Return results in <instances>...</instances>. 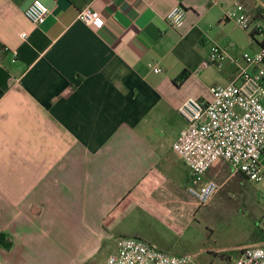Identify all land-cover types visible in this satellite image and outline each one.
Segmentation results:
<instances>
[{"label":"crops","instance_id":"0c3cea01","mask_svg":"<svg viewBox=\"0 0 264 264\" xmlns=\"http://www.w3.org/2000/svg\"><path fill=\"white\" fill-rule=\"evenodd\" d=\"M33 1L50 10L41 25L24 15ZM86 7L101 29L78 20ZM237 8L255 16L264 0H0V264H105L124 238L171 254L203 208L173 151L177 109L236 77L213 45L260 49L224 20Z\"/></svg>","mask_w":264,"mask_h":264},{"label":"built area","instance_id":"2783aa9c","mask_svg":"<svg viewBox=\"0 0 264 264\" xmlns=\"http://www.w3.org/2000/svg\"><path fill=\"white\" fill-rule=\"evenodd\" d=\"M239 9H228L224 20L234 22L247 32L252 29L262 37L264 20H254V16ZM24 15L32 24L41 25L50 10L33 1ZM185 16V9L177 6L168 13L166 21L172 28H178ZM77 18L93 30L103 27L101 15L89 7L82 9ZM21 37L25 38L26 34ZM233 47L234 44L228 48L215 44L209 58L220 63L230 60L237 68L234 80L225 86L212 87L210 99L189 97L177 109L186 127L174 141L173 151L190 170L188 193L199 205L208 204L219 191L216 181L205 179L207 172L219 162L228 164L234 174L249 182L264 181V48L233 57L229 53ZM152 70L158 74L163 68L155 64ZM72 89L69 87L64 93L69 94ZM105 264L198 263L189 255L168 254L143 240L124 238ZM231 264H264V246L243 250Z\"/></svg>","mask_w":264,"mask_h":264},{"label":"rangeland","instance_id":"374dc122","mask_svg":"<svg viewBox=\"0 0 264 264\" xmlns=\"http://www.w3.org/2000/svg\"><path fill=\"white\" fill-rule=\"evenodd\" d=\"M256 40L260 43L262 37ZM243 52L254 53L252 47ZM214 167L218 193L202 205L196 223L178 239H169L176 241L169 253L189 255L198 264H231L243 250L264 245V181L252 183L243 177L229 180L230 174H237L228 164L219 162Z\"/></svg>","mask_w":264,"mask_h":264},{"label":"trees","instance_id":"16d2710c","mask_svg":"<svg viewBox=\"0 0 264 264\" xmlns=\"http://www.w3.org/2000/svg\"><path fill=\"white\" fill-rule=\"evenodd\" d=\"M262 14H264V9L262 8H258L257 9V12L254 16V20H264V17H262ZM257 36H260L259 33H257L256 31H252L250 32V37L251 39L253 40V42L257 43V45L260 47V48H264V35L262 36V41L260 43L257 42L256 40V37ZM187 74L186 73H183L179 78L178 80L179 81H183L185 78H186ZM2 237H0V243L2 244ZM5 247H8V245H4Z\"/></svg>","mask_w":264,"mask_h":264},{"label":"snow or ice","instance_id":"6c2138e0","mask_svg":"<svg viewBox=\"0 0 264 264\" xmlns=\"http://www.w3.org/2000/svg\"><path fill=\"white\" fill-rule=\"evenodd\" d=\"M99 23V22H98Z\"/></svg>","mask_w":264,"mask_h":264}]
</instances>
